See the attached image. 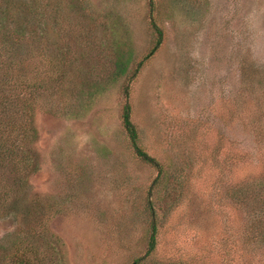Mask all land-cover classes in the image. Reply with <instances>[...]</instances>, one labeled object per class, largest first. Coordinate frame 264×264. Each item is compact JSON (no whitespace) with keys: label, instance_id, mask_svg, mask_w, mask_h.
I'll use <instances>...</instances> for the list:
<instances>
[{"label":"rangeland","instance_id":"1","mask_svg":"<svg viewBox=\"0 0 264 264\" xmlns=\"http://www.w3.org/2000/svg\"><path fill=\"white\" fill-rule=\"evenodd\" d=\"M51 1L20 119L42 212L0 222V243L34 264H264L237 201L264 189V0Z\"/></svg>","mask_w":264,"mask_h":264},{"label":"trees","instance_id":"2","mask_svg":"<svg viewBox=\"0 0 264 264\" xmlns=\"http://www.w3.org/2000/svg\"><path fill=\"white\" fill-rule=\"evenodd\" d=\"M56 9L57 0H52L51 11L55 16ZM43 14L42 0H0V222L10 216L14 217L15 221L18 220L16 217L21 221L26 217L31 218L34 214L40 216L41 209L27 201L28 186L25 174L28 158H26L25 145L29 122L26 120L25 125L20 119L23 117L25 119L26 116V104L24 105L23 101L26 100L25 94L28 93V88L34 91L42 86L40 81L33 83L25 81V73L30 71L27 68L29 59L34 55L40 57L44 50ZM158 34L156 46L161 44L163 37L162 31ZM121 70L125 73L126 67ZM123 119L125 129L140 158L162 171L160 163L137 143L138 133L131 120V107L128 102L124 106ZM260 186L257 189L253 188L251 193L245 192L243 196L241 190L240 197L237 194V201L241 203L246 196L245 203L250 211V220L258 223L264 222V189ZM154 218L148 254H151L156 247L155 214ZM17 251L10 254L9 249L0 243V264H34L25 257L23 248L21 252L17 253Z\"/></svg>","mask_w":264,"mask_h":264}]
</instances>
